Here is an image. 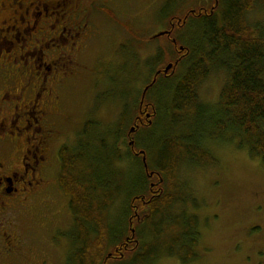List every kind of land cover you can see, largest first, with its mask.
<instances>
[{"label": "trees", "instance_id": "16d2710c", "mask_svg": "<svg viewBox=\"0 0 264 264\" xmlns=\"http://www.w3.org/2000/svg\"><path fill=\"white\" fill-rule=\"evenodd\" d=\"M257 3L264 5V0H212L209 6L205 1L196 7L195 13L188 8L182 16L172 15L171 23L177 18L182 21L169 28L164 48L150 58V64L157 66L153 74L167 59L176 63L173 68L157 71V79L153 82L152 76L140 100H131L128 90L120 92L128 100H124L115 126L106 127L99 141L91 137L99 121L90 118L79 133L77 146L61 148L60 184L70 196L74 220L71 238L76 245L70 254L71 264H112L128 260L132 253L137 255L135 264H150L162 253L175 255L183 263L197 259L199 216H189L186 210L173 211L174 204L187 201L179 178L184 157L198 163L216 162L205 140L229 133L239 137V146H246L264 165V27L255 29L246 16ZM182 27L183 33L188 31L184 35L191 30L197 33L190 43L175 34ZM176 44L182 49L178 51ZM215 67L228 76L218 105L211 107L200 102L198 88ZM98 97L102 100L104 94ZM144 107L152 113L150 123L140 116ZM166 120L171 121L172 129L183 133L182 137L162 128ZM160 126L164 129L161 133ZM145 133L149 134L141 141L140 134ZM120 142L127 144L126 152ZM131 155L139 159L143 174L136 187H129L131 181L117 164L118 159H131ZM115 177H119L116 182ZM123 192L127 222L115 236L116 225L108 216ZM192 201L197 207L196 198ZM140 226L153 227L152 252L144 251L148 244L140 239Z\"/></svg>", "mask_w": 264, "mask_h": 264}, {"label": "rangeland", "instance_id": "374dc122", "mask_svg": "<svg viewBox=\"0 0 264 264\" xmlns=\"http://www.w3.org/2000/svg\"><path fill=\"white\" fill-rule=\"evenodd\" d=\"M147 1L150 0L128 2L130 14L137 22L126 20V24L119 26H112L105 20L99 22L100 29L102 27L101 34L92 39L88 50L81 55L80 67L76 64L77 72L80 73L70 79L65 87L64 114L59 121L63 134L57 139V145L66 139V135H70L68 143L74 144L76 136L90 118L99 121L92 132V140L96 142L104 137L103 130L115 126L124 100H128L122 98L120 92L130 91L131 100H140L142 97L153 76L152 69L157 67L150 64V58L157 54L159 48H164L163 41L167 38L160 33L171 32L169 28H174L175 22L178 21L179 24L182 21V18H177L169 24L168 19L172 15H184L188 8L195 13L196 7L205 1L208 6L212 3V0H171L166 5L168 0H152L150 5ZM246 16L255 29L264 27V5L257 3ZM190 19L192 18H188V21ZM121 26L123 28H119V35L117 27ZM130 27L133 32L131 36ZM124 28H127V31ZM184 29H177L175 34L177 37L181 36L184 42L190 43L197 33L191 30L189 34L184 35L188 32L183 33ZM175 47L177 50L181 48L178 44ZM170 63L173 66L176 64L167 59L161 69L164 70ZM227 76L224 70L213 68L198 88L202 104L211 107L218 105ZM155 87L152 88L153 91ZM155 93H152V97ZM100 94H104L105 100H96ZM67 118L71 123H67ZM163 127L170 131V134L182 137L181 131L172 129L170 120L163 121ZM162 128L160 126V133L164 130ZM149 133L140 134L141 141L146 140ZM222 135L221 138L205 140V144L217 158L216 162L198 163L185 156L179 169V178L183 183L187 201L174 204L173 211L178 214L186 210L189 216H199L201 236L195 248L199 254L197 259L183 263L175 255L162 253L153 258L150 264H264V255L258 253L264 249V165L259 156L248 152L246 146H239V137H232L229 133ZM119 146L126 152L125 142H120ZM138 162L139 159L132 155L131 159L129 157L123 161L117 160L120 173L131 181L128 183L129 187H136L138 178L143 176ZM118 179L119 177H115L114 181ZM193 198H196L197 207L193 204ZM126 212L123 192L111 206L108 216L109 221L116 225L115 236L121 230L120 225L127 222ZM62 220L68 221L65 217H62ZM141 228L142 226L138 227L141 232L140 239L148 244L144 251L152 252L155 243L152 238L153 227ZM65 244L62 245L63 248L75 249L73 240L71 244L69 242V246ZM136 256L132 253L128 260L118 259L112 264H135Z\"/></svg>", "mask_w": 264, "mask_h": 264}, {"label": "flooded vegetation", "instance_id": "af4514ba", "mask_svg": "<svg viewBox=\"0 0 264 264\" xmlns=\"http://www.w3.org/2000/svg\"><path fill=\"white\" fill-rule=\"evenodd\" d=\"M129 1L0 0V264H71L73 250L62 246L72 242L74 220L60 150L76 147L80 134L57 145L63 93L99 22H137ZM147 113L140 110L150 123Z\"/></svg>", "mask_w": 264, "mask_h": 264}, {"label": "water", "instance_id": "95a60500", "mask_svg": "<svg viewBox=\"0 0 264 264\" xmlns=\"http://www.w3.org/2000/svg\"><path fill=\"white\" fill-rule=\"evenodd\" d=\"M163 33H164V32H161L160 35H162ZM181 49H182V46H181ZM172 67H173V64H172V63L168 64V66L164 69V72H168ZM154 81H155V79H154ZM154 81H153V82H154ZM147 89H148V86L144 89V94H145V92L147 91ZM150 116H151V113L148 112V113H147V118H150ZM135 129H136V127L134 126V127H132L131 131L133 132ZM133 142H134V140L131 139L130 143L133 144ZM144 152H145L144 150H141V153L144 154ZM145 160H146V156L144 155V161H145Z\"/></svg>", "mask_w": 264, "mask_h": 264}]
</instances>
